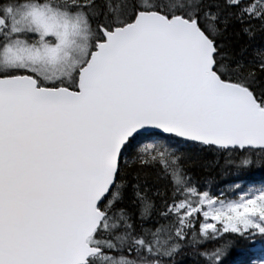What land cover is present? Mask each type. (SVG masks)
<instances>
[{"label":"snow or ice","instance_id":"obj_1","mask_svg":"<svg viewBox=\"0 0 264 264\" xmlns=\"http://www.w3.org/2000/svg\"><path fill=\"white\" fill-rule=\"evenodd\" d=\"M0 264H264V0H0Z\"/></svg>","mask_w":264,"mask_h":264},{"label":"trees","instance_id":"obj_2","mask_svg":"<svg viewBox=\"0 0 264 264\" xmlns=\"http://www.w3.org/2000/svg\"><path fill=\"white\" fill-rule=\"evenodd\" d=\"M229 178L225 177L223 180H220V178H218V182L220 183H224L225 181H227Z\"/></svg>","mask_w":264,"mask_h":264}]
</instances>
